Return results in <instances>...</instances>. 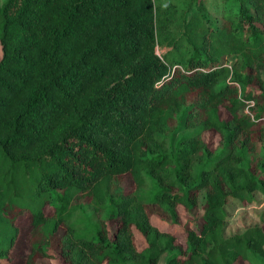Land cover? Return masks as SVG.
<instances>
[{"label":"trees","instance_id":"trees-1","mask_svg":"<svg viewBox=\"0 0 264 264\" xmlns=\"http://www.w3.org/2000/svg\"><path fill=\"white\" fill-rule=\"evenodd\" d=\"M215 1L0 2V260L25 217L22 264H264L260 224L224 234L264 196V0ZM201 190L182 248L151 215Z\"/></svg>","mask_w":264,"mask_h":264},{"label":"rangeland","instance_id":"rangeland-1","mask_svg":"<svg viewBox=\"0 0 264 264\" xmlns=\"http://www.w3.org/2000/svg\"><path fill=\"white\" fill-rule=\"evenodd\" d=\"M3 0H0L2 2ZM215 0H209L211 6H215ZM161 49L157 48V52ZM264 76V73H263ZM220 114L222 117L226 115V111L221 109ZM177 134L173 129L169 130L167 137L171 139ZM205 140L209 143L211 147H214L217 142V136L212 133H204ZM264 144V137H263ZM264 175V174H263ZM203 190L199 191L197 194V204L189 212L182 206L178 205L176 207L178 214V221L171 222L166 217H161L158 214H152V222L161 230H167L172 233L175 237V242L184 247L185 230L187 226L192 223L197 216L202 212L203 203ZM264 208V196L257 190L252 192V199L250 201H242L239 198L227 197L224 203L225 217H224V234L230 235L233 233L241 232L246 226L253 224H260L264 229V221L259 220V212ZM19 225V235L15 241L13 248L10 251V256L5 260H0V264H22L25 256L29 251L28 243V224L26 223V218L21 217L18 221ZM107 227L109 229V234L111 235L112 229L114 228L111 221H107ZM56 236L53 237L51 241L49 252L51 255L48 257L37 258L36 261L39 264H66L57 257V244L55 242ZM135 241L138 248H142L145 243L142 236L135 232ZM158 264H163V256L158 261ZM235 264H246L243 260H237Z\"/></svg>","mask_w":264,"mask_h":264},{"label":"built area","instance_id":"built-area-1","mask_svg":"<svg viewBox=\"0 0 264 264\" xmlns=\"http://www.w3.org/2000/svg\"><path fill=\"white\" fill-rule=\"evenodd\" d=\"M253 104V100L249 99V100H246L245 101V107H244V110L246 111L247 110V107L249 105H252ZM263 121H264V118H263Z\"/></svg>","mask_w":264,"mask_h":264}]
</instances>
